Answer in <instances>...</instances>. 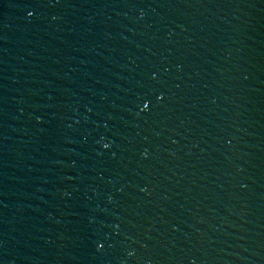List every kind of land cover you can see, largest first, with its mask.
Masks as SVG:
<instances>
[{
    "label": "water",
    "instance_id": "95a60500",
    "mask_svg": "<svg viewBox=\"0 0 264 264\" xmlns=\"http://www.w3.org/2000/svg\"><path fill=\"white\" fill-rule=\"evenodd\" d=\"M0 264H264V0H0Z\"/></svg>",
    "mask_w": 264,
    "mask_h": 264
},
{
    "label": "snow or ice",
    "instance_id": "6c2138e0",
    "mask_svg": "<svg viewBox=\"0 0 264 264\" xmlns=\"http://www.w3.org/2000/svg\"><path fill=\"white\" fill-rule=\"evenodd\" d=\"M28 15L32 16L33 12H29ZM159 99L162 100L163 97L161 96V97H159ZM142 103H143V107L141 108V111H145V110H147L149 108L151 101L150 100L148 102L143 101ZM103 146H104V148H108L109 144L105 143Z\"/></svg>",
    "mask_w": 264,
    "mask_h": 264
}]
</instances>
